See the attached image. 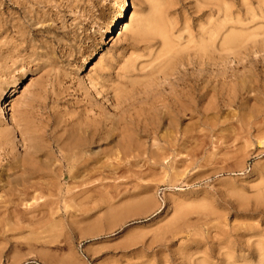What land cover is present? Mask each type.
I'll list each match as a JSON object with an SVG mask.
<instances>
[{
	"label": "rangeland",
	"instance_id": "1",
	"mask_svg": "<svg viewBox=\"0 0 264 264\" xmlns=\"http://www.w3.org/2000/svg\"><path fill=\"white\" fill-rule=\"evenodd\" d=\"M123 1L0 0V163L24 156L23 128L49 172L59 138L105 129L95 175L61 192L9 189L0 167V264H261L264 0H128L107 38ZM157 4L175 53L136 33ZM220 23L256 40L221 56Z\"/></svg>",
	"mask_w": 264,
	"mask_h": 264
},
{
	"label": "bare ground",
	"instance_id": "2",
	"mask_svg": "<svg viewBox=\"0 0 264 264\" xmlns=\"http://www.w3.org/2000/svg\"><path fill=\"white\" fill-rule=\"evenodd\" d=\"M157 6H158V4H157ZM128 7H129L128 0H124L123 3L120 6L119 11L117 12L116 16L112 20L109 29L107 30L108 31L107 34H106V37L107 38L113 36L114 33L118 30V28L122 25V22H123V20L125 18V11H126V9H128ZM154 10H155V13L153 15L154 17L151 18L150 20H147V21H144L143 20L142 21L143 23L141 22V24H139V26H140L141 29H137L136 30V33H137V31L141 30L142 33H140V34H142V35H145L146 32H148L150 34L152 33L151 35H153V33H154V35L157 34L158 37L160 36L161 39L163 40V44L166 47V50L167 51H170V50L172 51V49H173L172 47L174 45H176V44L174 43V45H173V41L170 39L169 33L164 28V26L162 24V21H161V19L159 17V14H160L159 11L161 10V8L159 9V6H158V8L155 7ZM154 10H153V12H154ZM0 15H1V13H0ZM2 20H3V18H2ZM137 28H139V27H137ZM223 28H224V24L220 23V26L218 28L211 29V31L208 32V34H207V38L209 39V41H211L213 43H214V40L218 39V37L221 38L220 39L221 41H220V44H219L220 45V48H218L219 54L221 56H224V54L225 55H227V54H233V55L236 56L238 52L241 53V49H243V48H241V46L242 45H245L244 44L245 42H247V44H248V42L251 43V41H252L251 38H254V40H256V37H257V36L256 37L255 36L254 37L252 36L251 38H250V36L249 37H246L245 34H244L245 36L241 35L240 34L241 32L239 34H232V35H229L227 37L226 36L224 37L223 36ZM246 34H250V33H246ZM136 37H138V36H136ZM203 37H204V35H203ZM162 40H161V42H162ZM249 40H251V41H249ZM193 47H194V45H193ZM187 48L188 47H186V49ZM201 48L204 50L207 47L201 45ZM195 49H194V51H195ZM173 50H174V53H175V51H176L175 48ZM209 51H210V49H209ZM192 52H193V50H192ZM197 52L198 51L195 52L196 55H197ZM204 52H206V50H204ZM193 54H194V52H193ZM215 54L217 55V58H218V55H219L218 52L215 53ZM170 55H172V54H170ZM166 57H168V56H166ZM257 62L258 61H254L253 59H249L247 61V63L249 65H251V66L256 65ZM85 63H87V61ZM101 81H103L102 84L105 83V79H103ZM90 84H91V82H90ZM209 88H210L209 87V82L208 81H206V82L205 81H202V89H203L204 92L203 93L201 92V93L203 94V96H206L207 95ZM242 90L244 91L245 90V87H243L241 89V91ZM121 91L122 90H119V92H121ZM187 94H188V96H191V93L190 92H187ZM189 104L190 103H188V105H185V106L181 107V110L187 111L188 110V107L191 106ZM186 106H188V107H186ZM165 116L169 119V122L170 123H172V124L176 123L177 116L176 115H171V111L167 110ZM94 126L93 127H90V128H87V129H82L81 127H76L75 128L76 130L72 133L73 135H70V137H68V138H66L64 140H62L60 138L57 140V142H56L55 145H56V147L58 149V152H59L58 158H59V163L60 164L57 167L55 166L56 167L55 169L52 168L53 170H51L50 172H49V164L46 163L44 159L39 158L41 156H38V152L40 151V148L38 147V145H36L33 142V139L29 135L30 132L27 131V130H25V128H23L21 130L22 131L21 134L23 136L22 142H23V144L25 146V154H24V156H22V158H20V157H17L16 155H13L12 152H9V153L5 154V163L4 164H1L0 163V167L2 168L3 172L6 174V176H5L6 177V180H7L6 183L10 186L9 189H12V188H14V187H16L18 185H21L23 187L24 195L28 194L27 191H28L29 188H32L33 191L39 190V192L46 191V192H50V193L54 189L57 190V188H58V191L61 192L63 190V184H64L63 182L65 181V179L67 177L69 179H75L76 177L81 176L82 174H88L90 176H94L95 173H96V170H97L96 164H95V159L89 157L88 158L89 161H92V162H90L89 164H82L86 160V157H88L87 154L91 155V152H93L92 151L93 145L96 144V143H98L100 141V137H99V136H101L100 134L103 133V130L105 131V129L103 128L104 125H102V128L101 127H98V126L97 127H94ZM7 127H8V125H7ZM7 127L3 128V130L0 131V140L2 142L1 143V146L3 147L4 152H7L8 151L4 147L5 146H8V144L10 143V139H11L10 133H8V131L6 129ZM110 133H111V131H110ZM121 133L124 136L125 130L122 131ZM110 150H111V148H110ZM52 164H54V163L52 162ZM2 170H1V172H2ZM82 177H83V175L81 176V178ZM34 178H38L39 180H41V179H47V181L44 180V182L42 181V183H39V182L33 183L32 181L34 180ZM48 178H49V182H48ZM38 179H36V180H38ZM51 179L53 181H51ZM84 181H86V180H84ZM2 183H3V181H2ZM90 183L92 184L93 182H90ZM0 185L2 186L1 183H0ZM0 189H1V187H0ZM15 189H18V187H16ZM46 192L44 194H46ZM14 193H15V195L18 194L16 192H14ZM55 193H56V191H55ZM1 196H3V195H1ZM55 196H57V195H55ZM41 197H42V195H41ZM35 198L39 199L38 196L37 197L35 196ZM41 201H43V200L41 199ZM35 205H37V203ZM44 205H45V203H44ZM32 206L35 207L34 205H32ZM41 206H43V202L41 203ZM67 208H68V206H67ZM170 226H171V229H169V230H172L174 227L172 228V225H170ZM168 228H170V227H168ZM255 244H253V245H255ZM257 247H259V246H257ZM257 247H256V249H257ZM259 250H261V249H259ZM219 255H220V253H219ZM260 257H261V254H260ZM261 264H264V256L262 258Z\"/></svg>",
	"mask_w": 264,
	"mask_h": 264
}]
</instances>
